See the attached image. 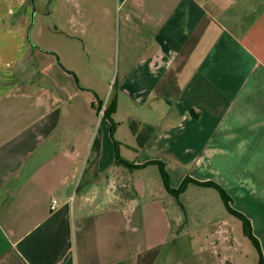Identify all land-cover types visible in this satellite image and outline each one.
Wrapping results in <instances>:
<instances>
[{"label":"crops","instance_id":"obj_1","mask_svg":"<svg viewBox=\"0 0 264 264\" xmlns=\"http://www.w3.org/2000/svg\"><path fill=\"white\" fill-rule=\"evenodd\" d=\"M31 4L0 0V264L161 263L165 190L125 194L114 142L172 189L187 165L236 180L264 264V0H59L55 31Z\"/></svg>","mask_w":264,"mask_h":264},{"label":"rangeland","instance_id":"obj_2","mask_svg":"<svg viewBox=\"0 0 264 264\" xmlns=\"http://www.w3.org/2000/svg\"><path fill=\"white\" fill-rule=\"evenodd\" d=\"M31 3L33 30H46L51 22L53 24L50 27L55 31L56 22H49L47 15L58 7L59 0H31ZM40 45L45 47L43 41ZM146 168L127 171V177L123 176L126 178L125 187L127 185L123 190L125 194L132 191V195H135L131 186H137L141 191L138 183H143L144 176L151 189L162 187L157 167ZM211 169L213 168L205 169L204 165L184 166L183 180L179 184L185 179L212 182L225 193L230 186L236 185V180L222 181L221 176L211 173ZM129 179L132 182H129ZM163 194L165 197L159 200L165 209V225L162 227L158 223L154 226L155 230L151 229L156 236L166 238L161 263L173 256L171 264H256L259 256L255 246L243 235L241 222L226 211L214 189L199 187L189 182L184 192L177 197L165 191ZM230 199V207L250 221L246 215L252 217V214L240 212L235 203L236 198ZM149 200L147 195L137 198V201L144 205H148Z\"/></svg>","mask_w":264,"mask_h":264},{"label":"trees","instance_id":"obj_3","mask_svg":"<svg viewBox=\"0 0 264 264\" xmlns=\"http://www.w3.org/2000/svg\"><path fill=\"white\" fill-rule=\"evenodd\" d=\"M102 106L103 105L101 103L99 111L102 112V119H105V120L110 122V126H111L110 127V135L112 136L114 131H115V129H116V124L112 120V115L115 113V110H116L115 99H112L110 104L107 107H105L104 109L102 108ZM129 127H130V130L133 133V135L136 136V141H137L138 147L139 148H143L145 143L142 141V136H143L142 134H143L144 130H148L149 128H144L143 129L136 122H131ZM114 144H115V161L119 165H123L126 168L131 169V170L143 169V168H146V167L151 166V165L156 166L158 168L159 175H160V178H161V181H162V186H163L164 190L167 193H169L170 195H172V196L177 197L180 193L184 192V190L186 189V184L189 183V182L191 184H194V185L199 186V187L214 189L218 193V195H219V197H220V199H221L226 211L231 216H233L234 218H236L237 220H239L241 222L243 235L247 239L250 240V242L255 246V248H256V250L258 252V256H259L258 257L259 258L258 259V264H263V259H262L261 253H260L258 242H257V240L254 238V236L252 234V228H251L250 221L244 215L234 211L230 207L231 199L225 193V191L223 189H221L219 186H217L216 184H214L212 182H198V181L189 180V179H185V181H183V183H181V185L177 189H172L169 186V175H168V173L166 171V168H165V165L163 163H161V162H150V163H147V164H144V165H141V166L129 165L126 162H124V161H122L120 159L118 151H117V143L114 142Z\"/></svg>","mask_w":264,"mask_h":264},{"label":"built area","instance_id":"obj_4","mask_svg":"<svg viewBox=\"0 0 264 264\" xmlns=\"http://www.w3.org/2000/svg\"><path fill=\"white\" fill-rule=\"evenodd\" d=\"M104 109V108H103ZM56 207H57V200L56 199H52L51 200V203H50V209L52 210V211H54L55 209H56Z\"/></svg>","mask_w":264,"mask_h":264}]
</instances>
